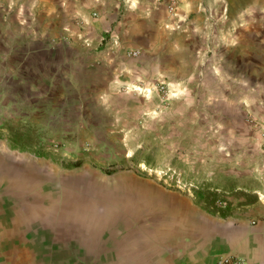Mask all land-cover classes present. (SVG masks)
Here are the masks:
<instances>
[{
    "label": "crops",
    "instance_id": "obj_1",
    "mask_svg": "<svg viewBox=\"0 0 264 264\" xmlns=\"http://www.w3.org/2000/svg\"><path fill=\"white\" fill-rule=\"evenodd\" d=\"M165 5L0 0V129L22 113L24 98L36 103L34 118L42 101L89 98L94 110L81 123L104 130L96 144L142 139L161 152L203 148L213 161H246L248 142L258 141L244 116L264 119L262 33L247 28L243 13L235 23L231 13H166ZM130 49L140 53L128 56ZM9 139L0 143V264H213L227 253L264 264V217L247 204L174 202L156 233H120L117 225L104 233L101 213L71 222L68 209L52 222L43 214L51 208L34 198L38 171L7 153L20 145Z\"/></svg>",
    "mask_w": 264,
    "mask_h": 264
},
{
    "label": "rangeland",
    "instance_id": "obj_2",
    "mask_svg": "<svg viewBox=\"0 0 264 264\" xmlns=\"http://www.w3.org/2000/svg\"><path fill=\"white\" fill-rule=\"evenodd\" d=\"M165 4L166 13H231L235 23L237 13H243L247 28L256 27L264 37V0H165ZM160 99L167 103L169 95ZM32 100H21L22 113L0 129V143L5 136L11 141L15 137L20 145L16 149L8 145L7 153L22 157L24 166L38 171L31 180L34 198L51 208L43 211L50 221L62 219L68 209L71 222L101 213L104 233L116 225L120 233H156L164 217L172 216L171 204L191 197L198 201L213 197L209 205L215 207L223 201L233 208L247 204L259 211L260 219L264 217V188H255L264 187V119L255 113L244 116L258 141L248 142L246 161H213L203 148L197 155L181 148L161 152L142 139L130 146L96 144L92 138H103L104 130L92 125L86 131L81 123L91 116L83 112L94 110L89 105L92 99L42 101L38 118L31 114V104H36ZM7 102L6 108L14 113L13 101ZM199 191L205 194L203 200ZM258 218L249 224L257 225Z\"/></svg>",
    "mask_w": 264,
    "mask_h": 264
},
{
    "label": "built area",
    "instance_id": "obj_3",
    "mask_svg": "<svg viewBox=\"0 0 264 264\" xmlns=\"http://www.w3.org/2000/svg\"><path fill=\"white\" fill-rule=\"evenodd\" d=\"M169 9L173 10V7L170 5ZM139 53H140L139 49H130L127 51L126 54L128 56H137ZM152 88L155 89L162 98L168 96V89L163 83L161 82L154 83ZM225 204L226 203L223 201L220 203V206H224ZM241 263L242 260L238 256L227 253V254L219 255L213 264H241Z\"/></svg>",
    "mask_w": 264,
    "mask_h": 264
},
{
    "label": "trees",
    "instance_id": "obj_4",
    "mask_svg": "<svg viewBox=\"0 0 264 264\" xmlns=\"http://www.w3.org/2000/svg\"><path fill=\"white\" fill-rule=\"evenodd\" d=\"M16 139H15V137H14V141H15ZM213 194H214V196H215V193L213 192ZM204 192H201V191H199V195H198V197H199V199L200 200H203V197H204ZM208 197H210V196H208ZM205 198V197H204ZM206 198H207V195H206ZM208 200V199H207ZM212 201H213V197H211V200H209V201H202L204 204H210V203H212Z\"/></svg>",
    "mask_w": 264,
    "mask_h": 264
}]
</instances>
